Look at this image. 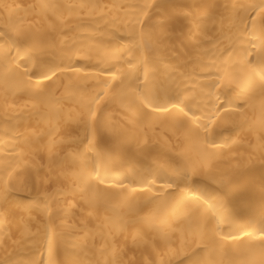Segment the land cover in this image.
I'll return each mask as SVG.
<instances>
[{
  "label": "bare ground",
  "instance_id": "6f19581e",
  "mask_svg": "<svg viewBox=\"0 0 264 264\" xmlns=\"http://www.w3.org/2000/svg\"><path fill=\"white\" fill-rule=\"evenodd\" d=\"M0 264H264V0H0Z\"/></svg>",
  "mask_w": 264,
  "mask_h": 264
}]
</instances>
